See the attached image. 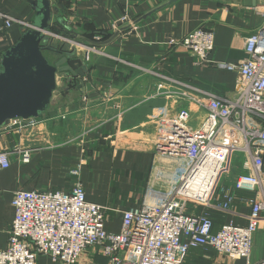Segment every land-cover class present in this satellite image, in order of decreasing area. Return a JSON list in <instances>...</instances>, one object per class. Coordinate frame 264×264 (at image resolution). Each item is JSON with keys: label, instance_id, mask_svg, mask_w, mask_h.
<instances>
[{"label": "crops", "instance_id": "crops-1", "mask_svg": "<svg viewBox=\"0 0 264 264\" xmlns=\"http://www.w3.org/2000/svg\"><path fill=\"white\" fill-rule=\"evenodd\" d=\"M171 1L58 0L52 5L54 20L64 19L80 35L103 32L111 36L125 31L111 45L93 51V63L85 60L88 72L84 78L57 75L50 107L34 128L0 129V153L6 152L10 160V167L0 170V252L8 246L15 215L12 199L17 190L68 193L79 180L87 200L107 208L108 230L118 233L122 211L141 206L149 187L164 188L156 182V175L160 170H175V164L156 149L171 128L180 105L176 94L182 90L166 83L164 77L223 99L237 97L238 75L216 64L245 61L247 37L264 25V15L259 13L264 0ZM0 12L29 25L35 19L34 9L25 0H0ZM123 16L130 22L121 24ZM200 27L214 31L215 50L211 62L197 65L186 49L169 42ZM26 30L14 24L2 36L0 56ZM98 38L107 40L95 36ZM78 52L83 59L87 50L78 48ZM49 54L52 58L46 57L53 62L55 54ZM160 84L166 85V91L158 88ZM195 119L201 121L203 113H196ZM25 151L32 154L29 163L22 161ZM244 161L241 153L233 156L231 173L223 181L225 188H231L235 178L247 172ZM79 164L82 168L77 178L71 171ZM250 197L239 194L235 224L247 225ZM210 215L216 231L232 220L218 210H211ZM263 259L264 219L252 252L254 262ZM96 262L105 264L106 260L97 257ZM187 262L225 264L214 253L201 250L191 253Z\"/></svg>", "mask_w": 264, "mask_h": 264}, {"label": "built area", "instance_id": "built-area-1", "mask_svg": "<svg viewBox=\"0 0 264 264\" xmlns=\"http://www.w3.org/2000/svg\"><path fill=\"white\" fill-rule=\"evenodd\" d=\"M51 5L58 0H50ZM264 15V7L260 12ZM121 24L130 22L127 16ZM31 25L0 12V40L14 25ZM134 26L133 24H131ZM131 26V27H132ZM96 40H100L99 38ZM171 46L183 47L197 65L211 62L215 33L197 28ZM247 58L240 64L216 66L238 75L235 99L164 77L178 86L180 105L156 153L175 164V170H160L141 206L121 212V229L107 227V208L90 203L81 181L70 192L17 190L12 199L15 215L8 246L0 252V264H188L193 250L214 253L225 264H264L252 260L255 237L264 217V25L246 39ZM87 52H90L87 50ZM1 57V56H0ZM159 89L166 91V85ZM187 103L189 106H183ZM197 109V112L195 110ZM196 113L203 119L196 121ZM38 120H14L6 128H34ZM243 154L246 173L238 175L231 188L223 186L231 173L232 159ZM32 154L22 152L29 163ZM10 167L6 152L0 153V170ZM82 165L71 175L80 178ZM239 194L251 195L247 225L235 224ZM150 199V200H148ZM211 210L232 217L216 231Z\"/></svg>", "mask_w": 264, "mask_h": 264}, {"label": "water", "instance_id": "water-1", "mask_svg": "<svg viewBox=\"0 0 264 264\" xmlns=\"http://www.w3.org/2000/svg\"><path fill=\"white\" fill-rule=\"evenodd\" d=\"M25 1L35 11L31 28L24 31L19 41L0 57V129L8 127L14 120L40 119L50 107L57 88V75L69 73L84 78L88 72L85 60L93 63V51L111 45L125 31H117L105 41L92 40L73 31L64 19L58 17L54 20L50 0ZM60 28L70 36L63 38L72 43V48H57L51 42L45 45L47 37L54 35L53 30ZM78 48L90 52H86L82 59ZM45 51L55 54L53 62L45 56Z\"/></svg>", "mask_w": 264, "mask_h": 264}, {"label": "rangeland", "instance_id": "rangeland-1", "mask_svg": "<svg viewBox=\"0 0 264 264\" xmlns=\"http://www.w3.org/2000/svg\"><path fill=\"white\" fill-rule=\"evenodd\" d=\"M55 5V4H54ZM55 10V9H54ZM55 13V12H54ZM53 33L54 35H49L46 39L47 42H45V45L49 42H51L53 44L54 47H64V48H72L73 45L70 41L68 40H65L64 38H68L66 37L67 35H63V34H58L56 32V30H53ZM64 37V38H63ZM51 53L53 55L52 52L50 51H45L44 54L45 56L47 57H50V54ZM52 58V57H50ZM199 250H193L192 253H197ZM209 255V253H207ZM193 259H195V257H192ZM100 261H102L101 259H99ZM104 261V260H103ZM39 264H50L49 262H47L46 260H41Z\"/></svg>", "mask_w": 264, "mask_h": 264}, {"label": "trees", "instance_id": "trees-1", "mask_svg": "<svg viewBox=\"0 0 264 264\" xmlns=\"http://www.w3.org/2000/svg\"><path fill=\"white\" fill-rule=\"evenodd\" d=\"M56 32H57L58 34H63V35H67V36H69L68 33L65 32V30H63L62 28H60V29H56ZM96 34H97V32H95V33H88V34L85 35V37H87V38L93 40V39H95V36H98V35H96ZM104 34H105V35H104ZM100 36H102V37L108 39L110 35H109L108 33H103V32H102V35H100ZM69 37H70V36H69ZM40 119H41V118H40ZM40 119H38V120H40Z\"/></svg>", "mask_w": 264, "mask_h": 264}]
</instances>
